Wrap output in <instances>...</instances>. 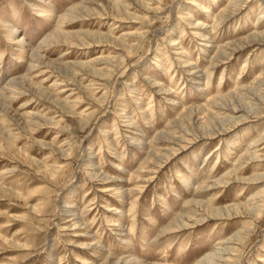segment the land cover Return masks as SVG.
<instances>
[{
  "label": "rangeland",
  "instance_id": "374dc122",
  "mask_svg": "<svg viewBox=\"0 0 264 264\" xmlns=\"http://www.w3.org/2000/svg\"><path fill=\"white\" fill-rule=\"evenodd\" d=\"M86 1L95 3L91 14L105 18L77 12L58 23L73 7L90 6ZM196 1L152 2L150 9L159 7L158 12L129 2L134 19L121 15L115 22L119 12L106 0H0V264H195L220 249L219 243L243 236L246 225L252 233L243 243L236 241L224 256L228 263L220 264H264V210L259 219L232 215L222 220L199 210L197 219L206 216L201 223L163 232L176 215L195 209L186 205L190 200L224 208L244 204L258 192L264 196V143L251 150L257 159L245 156L264 133V105L254 117L223 123L212 140L176 143L171 135L174 129L193 131L197 120L206 118L199 112L190 123L185 118L181 126L170 124L183 109L205 106L218 91L226 95L241 84L252 86L264 74V42H257L262 36L216 65L211 61L216 47L264 33L258 0H248L214 31L213 17L231 0ZM56 27L63 30L56 42H89L82 35L91 32L132 37L124 39L127 48L42 44ZM15 39L21 42L14 44ZM129 46H136L133 53ZM37 47L48 66L29 70L37 63L30 60ZM108 57L120 59L108 74L91 79L76 70L81 86H92L86 95L49 65ZM24 77L41 82L52 95L64 91L57 96L67 97L72 109L57 108L23 89H7L11 79ZM253 95L248 91L235 105L246 107ZM33 115L58 125L40 118L26 124ZM230 170H236V180L196 191Z\"/></svg>",
  "mask_w": 264,
  "mask_h": 264
},
{
  "label": "bare ground",
  "instance_id": "6f19581e",
  "mask_svg": "<svg viewBox=\"0 0 264 264\" xmlns=\"http://www.w3.org/2000/svg\"><path fill=\"white\" fill-rule=\"evenodd\" d=\"M155 1L158 2L159 5H161L160 3L162 2V0H126V1L122 0L120 3L116 2L115 0H106V3H107L106 5L109 6L110 8H112L113 11H117L120 14V15L119 14L115 15V19H112V20H114L115 22H121L120 20H121V18H123V16H121V15H124L125 18L134 19V16L132 14L128 13V10H129L131 4H127V3L130 2V3H132V5L141 6V7L145 8L147 11L158 12L159 7L158 8L155 7L153 9H150V7H151L150 5H152V2L155 3ZM247 1L248 0H231L230 5L224 6V8L221 9V11L215 17H213L212 31L221 27V24L224 23V21L226 19L228 20L232 15L236 14L243 5L248 3ZM86 2H87V5H90V6H86L84 4H81V5H78L77 7H73L72 9L63 13V16H61V18L58 19V21H59L58 23H61V22L65 23V20L67 18H69L70 16H73V14L77 15V12H82V13L87 14L86 17H91L92 14H95L98 16V19H101V20L104 16H106L104 14H100L97 12L91 14L92 11H95V8L94 9L91 8V5H95V3L92 4L90 1H86ZM258 2L260 3L262 8L264 9V0H258ZM195 6H198V5H195ZM198 7H200V6H198ZM208 12H205V13L208 14ZM113 13H115V12H113ZM262 14H264V11ZM117 19H119V20H117ZM186 21H188V20H186ZM190 21L191 20H189V22H187V23H190ZM203 30L207 31L208 27L204 26ZM62 34H63V30H59L56 27L54 29V32L49 33L46 40L44 42H42V44H47L48 46H50V45L58 43V44H56L57 46H59L61 44L63 47L65 46L66 48L78 49V45L91 46L95 43H98L101 45L106 44L108 46V43H112L113 45H115L117 47L127 48L126 43L124 42V39H125V37H130V38L132 37L128 34L127 35L122 34V36L120 38L116 39V38L111 37V35L109 33L101 34L98 32H93V33L91 32L90 34L82 35V37L84 39L90 38V39H87V40H90L89 42H83V40H80V42H81L80 44H79V41H78V43H76V42L73 43V42H69L66 40H64V42H56V39L61 38ZM254 34H255V36L252 37L253 40H251L249 38H244V39H239L238 42H234L231 45L225 44L224 46H220L218 48L216 47V50L214 53L215 57H213L211 60L212 62H214L212 64V66L220 63L221 61H224L225 59H227L229 57H232V55H233L232 53H235L236 51H240V49H242L243 46H247L250 44L257 43V42L258 43L264 42V39L258 40V41H257V39H255V38H258L259 36H262V38H264V33H258L257 32ZM200 37H203L204 38L203 40L207 41L206 35H202ZM168 41H171V40H168ZM20 42L21 41H19V40L17 41L15 39L14 44H19ZM169 43H171V42H169ZM171 44H172L171 46H174L173 43H171ZM111 48L114 49V47H111ZM135 48H136V46H131V47L129 46L128 49L131 53H133L135 51L134 50ZM247 59L245 62H247ZM30 60H32L31 63H33L35 61H37V63L30 64L29 70H35L37 68L38 64H42V65H44V67L48 66V62L45 63V60L42 59V56L39 53L38 47L35 48L33 51H31ZM118 61H120V59H118L117 57H111V58L108 57V58H100V59L94 60L92 63L90 62L89 64H83V63L78 64L76 62L71 63V64H65V63L64 64H61V63L56 64L54 62H49V65L53 66L59 75L61 74V76L66 75V76L70 77V80H72L71 83L73 84V86L75 88H77V90H79V91L82 89L83 93L86 95V91L91 89L92 86H91V84H90L91 87L89 85L81 86L83 79L82 80L79 79V81H77L75 79V78H78V76H77L78 74L76 72L81 70L80 71L82 73L81 75H83L84 77L87 76L86 78H91L90 76H92V77L101 76L103 74H108L109 69H113V66L115 64H117ZM40 62H42V63H40ZM186 62H188V61H186ZM177 63L179 65V62H177ZM76 70H78V71H76ZM186 71L188 72V70H186ZM190 73H192V72H190ZM192 74H194V73H192ZM211 76H212V71L210 72V69H209L206 72V77H208V83H210V81H211ZM222 79L223 78H220V80H219L220 86H221ZM147 80L148 79H146V81ZM148 81H150V79ZM30 83H31V80H29V78H25V77L21 78V79L14 78V79H11V81L9 82L7 89L8 90H14L15 92H16V90L23 89V90H26L27 93H30L32 95L35 94L38 97H42L43 99L50 101V103L54 104L57 108L59 107L61 109L63 108V109H67V110L72 109V106L69 107V103H67V97H65L64 100H60L58 98L59 94H63L64 91L52 95V94H50V91L48 89H45V88H43L44 86L43 87L41 86L42 85L41 82L38 84L37 83H35V84L31 83L30 84ZM89 83H93V82L90 81ZM197 84H198V82H197ZM52 88H54V87H52ZM217 89L219 90V87ZM160 90L164 91L163 89H160ZM248 91L249 92L252 91V94H254L252 97H254V99L251 102L248 101L249 103H245L247 105L246 107H245V105L242 106L243 103L241 104V106L235 105L238 102L241 103V101L245 98V97L243 98V96ZM221 94H222V92L218 91L216 93L217 96L212 97V99H210V100L208 99L205 106H202V107L197 106L196 109L188 110V111L186 109H183L181 112L182 115L180 117H178L174 122L170 123V124H174V125L179 124L181 126V124H183V120L185 118H187L188 122L190 123L193 121L194 116H196V114H198V115L201 114L199 112H204L206 114V118L200 117V119L197 120V122L195 123L196 129L193 131L187 132V130L174 129L173 130L174 133H172L171 135L174 139H178L176 143H178V142L187 143L190 141L198 140L202 137L212 140L213 138H215V136L217 134H219V131L222 129L221 126L223 123H227V122H230V124L236 123V122H240V120L245 119L246 117L251 118V117L256 116V114L258 113L257 108L261 107V105H264V74L263 75L261 74L260 76L256 77V79L252 82V86H244L241 84V86L232 89L231 91L226 93V95H221ZM3 97H4V95H2V92H1L0 100H4ZM239 108H241V111L237 110ZM238 112H240L241 115L234 116ZM72 114L74 115V113H72ZM38 118L42 119L44 122L49 123L50 125L51 124L55 125V126L58 125V123L52 119L51 120L44 119V118H41V116L39 117L37 115L36 116L33 115L32 116L33 120L30 122H27L26 124L33 126L34 125L33 121H37ZM84 118L85 117H83V116L80 117L81 122H83ZM177 131L179 132L178 137L174 136ZM162 136H164V135L162 134ZM185 137H190V138H185ZM217 138H219V137H217ZM260 142L264 143V133H263V135H261L259 137L257 142L254 141L253 142L254 144H252L250 146V148H248L245 151V156H247L249 159L251 158V160L257 159L258 156H256L255 151H251V150H253L254 147H257V145ZM140 143H142V142L140 141ZM141 145H143V144H141ZM52 151L53 152L56 151L53 148V146H52ZM57 152H62V151L60 149H58ZM153 152L154 151H151L150 154H154ZM62 154H63V152H62ZM161 159H164V158H161ZM54 171H55L54 167L48 169V173L51 175H53ZM234 173H236V170H230V171H228V173H226L221 178L214 180L212 182V184H210V186L205 185V183H203L200 188L196 189V191L202 190L203 188L214 187V185H216V186L226 185L229 180H232V179L236 180L237 179V178L236 179L234 178V176H233ZM258 179H260V177L253 178L252 181L257 182ZM238 180H240V179H238ZM263 198H264V196L261 195V192H258V194H253L252 197L247 199V201H245L244 204H241V203L236 204L235 203L233 205L230 204L229 207H224V208L214 207L210 202H203V201L197 202L194 200H190L189 203H186V205L189 204V205L196 206L195 209L193 208L191 210V209L186 208L185 212H181L178 215H176L175 216L176 218L171 222L170 226L166 230H164L163 232L171 233L172 230H177V229H181V228L186 229L187 227H190L191 225H196V224L201 223L202 221L205 220L206 216H203L202 218L198 216V219H197L196 218L198 215L197 212L199 210H201L202 213L204 212L205 215L208 214L209 216H207V218L212 219V220L213 219L214 220L215 219L222 220V219H224V217L230 218L232 215H235L237 217H242V218L245 216V217H249L250 219H259V217H261L263 210H264ZM244 228L247 230L244 231L245 234L243 236H242V233H237L236 235L232 236V238H230V240L228 239L225 242L222 241L223 243H221V244L219 243L220 249H216V250L211 251V253L205 254L195 264H220V261H222V260L224 261V263L225 262L228 263V259L226 261L224 258L225 254L231 253L233 251L234 247L236 246L235 245L236 241L239 240L238 243H243L245 241V238H247L250 235V233H252V231H253V229L249 225H246ZM228 243L231 246H228L227 245Z\"/></svg>",
  "mask_w": 264,
  "mask_h": 264
}]
</instances>
